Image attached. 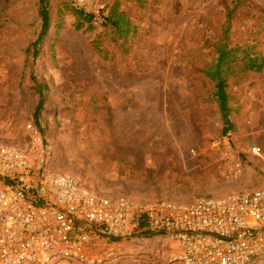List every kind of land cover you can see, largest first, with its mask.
<instances>
[{
	"label": "rangeland",
	"instance_id": "374dc122",
	"mask_svg": "<svg viewBox=\"0 0 264 264\" xmlns=\"http://www.w3.org/2000/svg\"><path fill=\"white\" fill-rule=\"evenodd\" d=\"M231 2L50 0L35 47L39 0H0V143L31 149L40 138L52 169L112 196L187 202L263 187L264 69L230 79L229 133L202 72ZM238 5L229 42L264 55V0ZM77 8L91 25L76 28ZM112 12L128 32L105 24ZM142 227L98 244L93 264H158V237Z\"/></svg>",
	"mask_w": 264,
	"mask_h": 264
},
{
	"label": "built area",
	"instance_id": "2783aa9c",
	"mask_svg": "<svg viewBox=\"0 0 264 264\" xmlns=\"http://www.w3.org/2000/svg\"><path fill=\"white\" fill-rule=\"evenodd\" d=\"M35 140L31 149L0 143V264H93L98 244L130 237L134 225L165 234L172 263L264 258V186L187 202L107 195L52 169Z\"/></svg>",
	"mask_w": 264,
	"mask_h": 264
},
{
	"label": "trees",
	"instance_id": "16d2710c",
	"mask_svg": "<svg viewBox=\"0 0 264 264\" xmlns=\"http://www.w3.org/2000/svg\"><path fill=\"white\" fill-rule=\"evenodd\" d=\"M242 0H232V9L228 8L227 22L223 24L222 35L212 44V56L209 62H206L202 72L214 83L213 98L218 103L222 115L223 132L229 133L234 128L232 120V110L230 104V95L228 92L229 81L232 77H238L241 73L261 72L264 69V55L252 52L254 45L252 42L246 44H231L229 42L232 19L239 2ZM77 19L76 28L80 29L84 23L92 24L94 14L85 11L83 8L74 10ZM39 16L41 18V33L33 46H38L51 24L50 0H39ZM128 21L123 14L110 13L105 17V24H109L119 34L128 30ZM43 98L40 97L37 111L35 114L36 122L39 123V113L42 107Z\"/></svg>",
	"mask_w": 264,
	"mask_h": 264
},
{
	"label": "crops",
	"instance_id": "0c3cea01",
	"mask_svg": "<svg viewBox=\"0 0 264 264\" xmlns=\"http://www.w3.org/2000/svg\"><path fill=\"white\" fill-rule=\"evenodd\" d=\"M143 226V225H142ZM142 231H146L150 234H154L153 237H158V247L153 248L152 253L158 254V264H176L170 261V253L172 251V242L167 238L165 234L162 233H154L147 231L144 227L141 229Z\"/></svg>",
	"mask_w": 264,
	"mask_h": 264
}]
</instances>
